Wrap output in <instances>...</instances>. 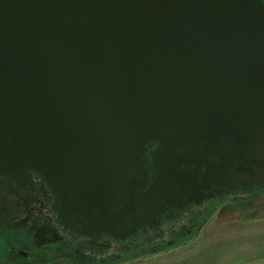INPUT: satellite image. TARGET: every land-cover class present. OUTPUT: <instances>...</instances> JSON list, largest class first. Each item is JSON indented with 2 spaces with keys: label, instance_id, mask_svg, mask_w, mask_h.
Listing matches in <instances>:
<instances>
[{
  "label": "water",
  "instance_id": "1",
  "mask_svg": "<svg viewBox=\"0 0 264 264\" xmlns=\"http://www.w3.org/2000/svg\"><path fill=\"white\" fill-rule=\"evenodd\" d=\"M0 160L128 234L188 193L184 166L264 183L263 1L0 0Z\"/></svg>",
  "mask_w": 264,
  "mask_h": 264
},
{
  "label": "flooded vegetation",
  "instance_id": "2",
  "mask_svg": "<svg viewBox=\"0 0 264 264\" xmlns=\"http://www.w3.org/2000/svg\"><path fill=\"white\" fill-rule=\"evenodd\" d=\"M264 3V0H262ZM162 146L153 142L142 156L147 189L163 179ZM156 163V166L155 164ZM0 160V264H114L140 260L147 253L175 246L199 230L201 218L227 199L264 196V183L248 187L216 179L209 162L196 170L183 167L188 193L164 196L155 220L139 218L136 230H102L97 204L78 194L67 196L32 168ZM159 193L156 194V196ZM180 196V194H177ZM94 203V204H93ZM184 240V239H183Z\"/></svg>",
  "mask_w": 264,
  "mask_h": 264
},
{
  "label": "rangeland",
  "instance_id": "3",
  "mask_svg": "<svg viewBox=\"0 0 264 264\" xmlns=\"http://www.w3.org/2000/svg\"><path fill=\"white\" fill-rule=\"evenodd\" d=\"M241 197L227 199L214 211L198 216L202 226L191 238L183 237L175 246L147 253L140 260L114 264H252L263 260L251 253L264 245V196Z\"/></svg>",
  "mask_w": 264,
  "mask_h": 264
},
{
  "label": "crops",
  "instance_id": "4",
  "mask_svg": "<svg viewBox=\"0 0 264 264\" xmlns=\"http://www.w3.org/2000/svg\"><path fill=\"white\" fill-rule=\"evenodd\" d=\"M251 255H257L261 259L264 258V245H263V248L262 249H259L258 252L251 253ZM234 263L236 264L237 262H234ZM234 263H231V264H234ZM238 263H240V262H238ZM252 264H264V259L263 260H260L259 262H256V263H252Z\"/></svg>",
  "mask_w": 264,
  "mask_h": 264
},
{
  "label": "trees",
  "instance_id": "5",
  "mask_svg": "<svg viewBox=\"0 0 264 264\" xmlns=\"http://www.w3.org/2000/svg\"><path fill=\"white\" fill-rule=\"evenodd\" d=\"M201 226H202V225H201ZM201 226H200V229H201ZM200 229H199V230H200ZM185 244H187V243H185Z\"/></svg>",
  "mask_w": 264,
  "mask_h": 264
}]
</instances>
